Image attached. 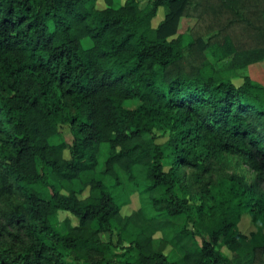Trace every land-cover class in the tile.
<instances>
[{
  "label": "trees",
  "instance_id": "trees-1",
  "mask_svg": "<svg viewBox=\"0 0 264 264\" xmlns=\"http://www.w3.org/2000/svg\"><path fill=\"white\" fill-rule=\"evenodd\" d=\"M97 1L0 0V192L21 196L0 264H229L220 248L243 240L264 264V230L237 228L264 222V191L229 176L192 196L178 178L227 153L264 179V84L235 85L205 56L243 35L264 50V0ZM195 8L209 20L184 40ZM120 173L137 195L128 214Z\"/></svg>",
  "mask_w": 264,
  "mask_h": 264
},
{
  "label": "rangeland",
  "instance_id": "rangeland-1",
  "mask_svg": "<svg viewBox=\"0 0 264 264\" xmlns=\"http://www.w3.org/2000/svg\"><path fill=\"white\" fill-rule=\"evenodd\" d=\"M144 3L145 0H141L140 6H143ZM96 5L97 7H102L103 3L101 0H98ZM161 17L162 8L159 7L153 21L156 22L161 19ZM208 20L209 15L208 13H204V8L203 10L201 8H195L190 11L188 15H184L179 19L178 31L184 34V40H186L187 32L189 33L190 30H195L196 26H201ZM243 37L245 42L238 46L240 49L235 53L229 55L223 60L215 61L210 53L206 51V60L212 63L213 67L221 76L230 78L235 85L240 83L243 76H249L255 82L264 84V50L255 47L259 44L252 40L251 37L245 35H243ZM82 44L86 46L89 42L87 39H84ZM129 103V101H126L125 105H129ZM61 129L65 130L66 126L61 127ZM64 136L68 139L67 133H65ZM101 146L104 148L106 147L105 144H102ZM102 148V153H100L98 158V166L101 164L105 155ZM210 168V173H201L194 172L187 167H179L178 178L181 183H186L188 185L192 196L195 195L201 185H205L209 181L227 178L229 176H234L238 179L241 185L251 188L255 193L264 191V179H260L258 177V172L248 168L242 158L235 154H224L222 159L219 162L212 163ZM120 177L124 182L125 187V193L122 197L123 201H125V205L121 207L120 212L121 214H128L138 206L137 195L135 192H130V187L125 182L124 176L121 173ZM20 201L21 196L17 191H14L11 195H5L0 192V225H6L8 230L13 229L6 223L9 213ZM67 216L69 217L71 224L76 223L75 218L61 210L54 213L53 219L57 222H61L63 218ZM237 228L240 232L248 234L251 230H256L257 228L264 230V222L261 219L252 221L248 215H243L237 223ZM251 243V240H243L241 242L240 250L235 254H232L223 247L220 249L230 257L229 264H261L257 262L256 259L252 261Z\"/></svg>",
  "mask_w": 264,
  "mask_h": 264
}]
</instances>
